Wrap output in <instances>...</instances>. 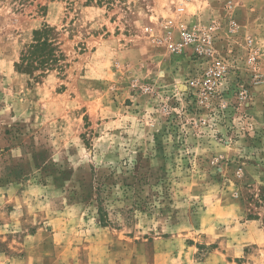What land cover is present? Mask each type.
<instances>
[{
  "label": "rangeland",
  "instance_id": "1",
  "mask_svg": "<svg viewBox=\"0 0 264 264\" xmlns=\"http://www.w3.org/2000/svg\"><path fill=\"white\" fill-rule=\"evenodd\" d=\"M82 2L0 0V264H264V0ZM177 6L238 25L213 96L190 84L193 55L159 41ZM43 24L63 59L35 77L15 63Z\"/></svg>",
  "mask_w": 264,
  "mask_h": 264
},
{
  "label": "built area",
  "instance_id": "2",
  "mask_svg": "<svg viewBox=\"0 0 264 264\" xmlns=\"http://www.w3.org/2000/svg\"><path fill=\"white\" fill-rule=\"evenodd\" d=\"M184 12L183 6L175 8L176 17L170 19L167 23L165 36L160 39L161 42L168 44L169 50L173 53L190 52L193 55V66H201L199 76L191 79L190 84L199 93L210 97L218 93V90L229 73L230 66L237 63L234 54L233 36L238 30V25L233 19L222 25L219 22H201L197 21L188 24L180 16ZM175 27L178 33V39H172L171 28ZM225 28L226 41L220 46L222 30ZM254 43L251 38L246 39L245 49L247 52L246 62L251 66L256 63L257 56L253 50Z\"/></svg>",
  "mask_w": 264,
  "mask_h": 264
},
{
  "label": "trees",
  "instance_id": "3",
  "mask_svg": "<svg viewBox=\"0 0 264 264\" xmlns=\"http://www.w3.org/2000/svg\"><path fill=\"white\" fill-rule=\"evenodd\" d=\"M14 2L15 9L21 8L26 4H32L34 0H11ZM76 0H69L73 5ZM81 0H77L79 2ZM104 2H113V0H83L82 4L85 6L96 5L101 6ZM39 5V4H38ZM40 8L45 9V6L39 5ZM58 31L55 27L43 24L38 28L31 31V39L29 42L23 45L20 51L19 61L15 63L18 71L26 73L28 75H34L38 67L42 66H54L58 65V61L63 59V54L59 52L56 38ZM99 185H101L99 183ZM104 189L100 186L96 192V213L98 220L102 225H106L108 220V212L105 204V199L108 197L103 196ZM108 192V190H107Z\"/></svg>",
  "mask_w": 264,
  "mask_h": 264
},
{
  "label": "crops",
  "instance_id": "4",
  "mask_svg": "<svg viewBox=\"0 0 264 264\" xmlns=\"http://www.w3.org/2000/svg\"><path fill=\"white\" fill-rule=\"evenodd\" d=\"M242 17H244V16H242ZM245 18L244 19L241 18L240 20H237L241 27H244L246 22L248 21V19H245ZM254 22H255V24H257L260 27V26L264 25V17L259 22H256L255 20H254ZM251 239H252L251 242H253L255 244H261L264 241V234H263V232L260 229H256V231L254 232V236H252ZM237 241H239L240 243H235L233 240L231 241L233 257L240 256L242 251H240V250L236 251V249L238 248V249L242 250V247H244V245L247 244V242H243L245 240H237ZM234 243H235V245H234ZM241 243H242V245H240ZM210 257L216 258V259H214V263L212 262ZM219 261H222L219 257L217 258L216 255H214V256L211 255V256L206 257L203 261L197 262L196 264H217Z\"/></svg>",
  "mask_w": 264,
  "mask_h": 264
}]
</instances>
